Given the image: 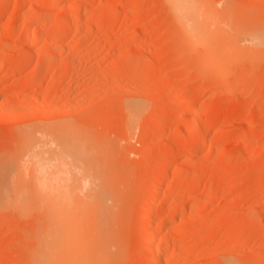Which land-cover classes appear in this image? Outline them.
Masks as SVG:
<instances>
[{"label": "rangeland", "instance_id": "374dc122", "mask_svg": "<svg viewBox=\"0 0 264 264\" xmlns=\"http://www.w3.org/2000/svg\"><path fill=\"white\" fill-rule=\"evenodd\" d=\"M208 1L228 11L208 45L187 38L167 0L0 2V161L104 144L121 174L109 171L106 192L121 200L114 264L151 262L146 231L158 233L157 264H264V42L240 33L264 29V0ZM64 126L78 136L57 133ZM39 127L51 135L26 136ZM30 173L16 189L44 199ZM62 176L53 173L52 197H86ZM50 211L0 210V264H36L31 250ZM84 212L77 223L92 232V207Z\"/></svg>", "mask_w": 264, "mask_h": 264}, {"label": "bare ground", "instance_id": "6f19581e", "mask_svg": "<svg viewBox=\"0 0 264 264\" xmlns=\"http://www.w3.org/2000/svg\"><path fill=\"white\" fill-rule=\"evenodd\" d=\"M2 1L4 0H1L0 2ZM167 2L171 11L173 12V15L175 16V19L181 24L185 35L193 43H205L208 45L210 43V30H213L217 27V29H219V27L221 29V26L223 25L224 27H227L225 24H223V22L225 23V21H222L221 19L222 16L227 17L228 15V11H225L224 7L219 6L222 5V3L218 4V8L224 9L223 11L219 9L221 10L220 12L217 10L218 8H214L208 0H167ZM64 11L65 16L67 18H70L71 11L69 9ZM63 20L61 22L62 24H64ZM66 27H70V23L67 24ZM36 30L37 29H35V31ZM240 33L242 34L241 36H249L250 39L256 44L264 42L263 28L262 30H253L251 32H247V30H244ZM235 36L237 37L236 34ZM28 51L26 54H28ZM26 54L24 55L25 57H27ZM198 99L199 98H195V100L190 103V106L193 107V104L197 102ZM34 121H36V119ZM50 129L43 127H39V129L32 128L26 131V136L30 139L35 137L47 139L48 135H51L52 133ZM195 129L196 126H193L191 128V131ZM58 132L68 136L70 134H76L78 136V133L71 126H64L61 129L57 130V133ZM51 142L52 141H50L49 143ZM194 142H196V140ZM81 144L82 145L78 150L79 152H76L77 155L74 156H72L71 153L69 154V152L71 151L65 150L66 153H62L61 151V153H57V156L51 157L47 155L48 153L46 151L40 150L37 152L33 151L32 153L28 152L21 161H19V157L21 156H17L18 158L14 157L15 159L17 158L18 161H8L9 164L7 165L6 163H1L0 161V210H14L18 211L20 215L21 213L24 214V212L26 213V211L35 208L36 206L42 207V210L44 208H50L51 210L52 207L54 209V211H50V213L46 215L45 219H43V221L45 220V223H42L43 226L40 224V227L37 224L40 229L39 231L37 229V236L35 237L36 242L35 244H33L35 246L32 247V255L30 256L36 264H114L113 253L115 249V233L118 218L116 210L117 208H119L121 200L114 199L116 198L115 196L113 197V199L112 197L111 199H108L106 197V192H108V188L111 187L113 181V178L111 177L112 175L110 174L111 171L109 161H107L106 157L107 147L99 142L92 144L89 142V140L86 139L82 140ZM26 146L31 148L34 146V144H31L29 142L26 143ZM43 148L44 147H42V149ZM24 152L25 151L23 150V152L21 153ZM73 152L74 151H72V153ZM28 171H30L31 173ZM29 173L32 175L30 177H33V180H35L37 183L35 184L34 182L33 184L34 187L35 185H37L34 190L42 193L47 191L48 195H44L47 196L44 199L36 200L38 198L40 199V195V197H38V195H36V197L33 196L36 199L29 197L28 191L22 189L23 187L21 189H16V186L18 187L19 185H16L17 181L19 183V180L25 178V176L29 175ZM53 173H57V176L58 174H63V176L61 177V181H63V178L64 180L68 181L70 179H78L79 181L77 183V187L85 192L86 197L80 200H72L70 198L60 196L52 197L50 194L52 188ZM163 173L164 172L162 171L161 174L163 175ZM112 174L113 176H121V174L114 175V172ZM156 175L154 176L155 179H157ZM152 176L153 174H151V177ZM161 177L163 178L164 176ZM150 179L152 180L153 178ZM97 181H99V184ZM153 181L155 182V180ZM157 185L154 186V189H152V191L155 190L156 192H159L157 191ZM64 187L62 190V186H59V194L65 192ZM152 191L151 193H153ZM109 193L112 194L113 190L111 192L109 191ZM157 195L158 194H154V196L150 195L152 198L148 197L150 198L148 205L150 204L154 206L156 203H158L157 201H159V199L157 200ZM109 200H111V202ZM148 205L146 206L148 207ZM87 206L88 208H86ZM89 207H92L94 216L92 221H94V229L92 228V232H84L81 231L79 227L80 224L78 225L76 216L77 214H79V217L81 215L83 216V214L85 213L84 209H90ZM87 213L89 214L90 212ZM144 213H147V215L144 214V218L146 219V217L148 216V212ZM152 216H149L147 219L150 218L149 220H152ZM83 219H85V217ZM147 219L144 220V222L146 223L145 226L143 225V227L145 228L148 226L151 227V225L149 224L152 223V221L149 223ZM79 221L81 222L82 220ZM40 222L42 221L40 220ZM83 225L81 224V226ZM145 233L146 234L144 235L146 236L145 238H143V245L141 246L142 253H149V257L151 258L150 263L157 264L162 251V249L156 244V240L158 241V233L155 231H153V234L150 231L149 235H147V231Z\"/></svg>", "mask_w": 264, "mask_h": 264}]
</instances>
